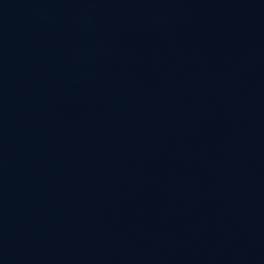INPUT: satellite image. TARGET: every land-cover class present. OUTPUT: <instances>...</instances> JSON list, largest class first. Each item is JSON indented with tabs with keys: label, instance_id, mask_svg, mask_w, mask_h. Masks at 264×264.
<instances>
[{
	"label": "water",
	"instance_id": "obj_1",
	"mask_svg": "<svg viewBox=\"0 0 264 264\" xmlns=\"http://www.w3.org/2000/svg\"><path fill=\"white\" fill-rule=\"evenodd\" d=\"M0 264H264V0H0Z\"/></svg>",
	"mask_w": 264,
	"mask_h": 264
}]
</instances>
